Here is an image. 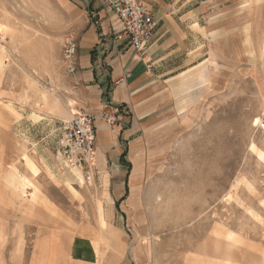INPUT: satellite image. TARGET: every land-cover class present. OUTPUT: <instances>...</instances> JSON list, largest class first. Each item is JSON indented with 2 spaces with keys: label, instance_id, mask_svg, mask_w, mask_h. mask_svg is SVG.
I'll use <instances>...</instances> for the list:
<instances>
[{
  "label": "rangeland",
  "instance_id": "obj_1",
  "mask_svg": "<svg viewBox=\"0 0 264 264\" xmlns=\"http://www.w3.org/2000/svg\"><path fill=\"white\" fill-rule=\"evenodd\" d=\"M199 4L186 58L193 65L170 82L171 108L147 133L137 130L126 187L112 201L111 165L97 163L86 180L57 153L59 113L75 109L62 103L61 47L75 23L90 18L86 4L0 0V264L30 262L17 256L31 249L16 225L23 208L42 217L53 210L57 220L58 211L79 214L97 228V254L113 243L131 264H264V0ZM32 146L35 172L21 155ZM40 160L68 175L75 197L69 187L52 189ZM97 203L115 221H105ZM50 252L45 264L54 260Z\"/></svg>",
  "mask_w": 264,
  "mask_h": 264
},
{
  "label": "crops",
  "instance_id": "obj_2",
  "mask_svg": "<svg viewBox=\"0 0 264 264\" xmlns=\"http://www.w3.org/2000/svg\"><path fill=\"white\" fill-rule=\"evenodd\" d=\"M63 1L71 4L74 0ZM78 1L86 4V16L90 15V18L78 20L70 36L64 39L74 38L77 42V71L67 73L61 60L63 71H66L62 80L65 90L62 103L67 106L70 100L77 110L93 115L97 131L92 177L97 173V163L104 168L108 164L114 168L112 174L106 170L108 176L115 179V188L111 191L114 201L113 198L118 199L122 195L127 184L137 130L147 133L156 122V116L171 108L173 91L170 82L186 67L193 65L194 59L186 58L190 56L189 47L194 41V19L201 12L198 5L206 0H138L151 9L156 22L154 37L140 55L121 35L115 15L105 5L108 0ZM172 2L174 4H170ZM152 4L160 10L155 11ZM76 80L79 85L73 87ZM106 102L117 114V122L113 126H108L100 117ZM70 112L62 109L59 117L66 121L72 115ZM29 148L32 150L29 154L34 158L35 150L33 146ZM0 160L4 169L1 153ZM37 163L41 170L47 172L52 189H68L65 182H70V178L66 173L56 170L54 165ZM39 188L42 193H48L45 186ZM52 204L59 210L55 203ZM108 209L112 217L113 206L108 205ZM24 210L17 214L16 225L21 229L22 240L31 242V249L26 251L27 254L19 253L17 256L28 257L29 264L34 259L50 256V247L54 258L51 264H131L125 253L116 249L113 243L99 258L91 240L97 228L87 225L79 214L71 216L58 211L60 217L57 220L50 215L42 217ZM113 220L111 218L108 222ZM115 230L119 228L116 226Z\"/></svg>",
  "mask_w": 264,
  "mask_h": 264
},
{
  "label": "built area",
  "instance_id": "obj_3",
  "mask_svg": "<svg viewBox=\"0 0 264 264\" xmlns=\"http://www.w3.org/2000/svg\"><path fill=\"white\" fill-rule=\"evenodd\" d=\"M107 6L115 15L121 35L140 55L155 33L156 22L151 9L138 0H108ZM76 52V40L67 38L62 46L61 60L69 74L77 71ZM77 85L79 81L76 80L73 87ZM100 117L108 126L117 122V114L109 102L103 105ZM259 128L264 131V121L259 123ZM96 131L93 115L82 110L75 111L61 125L58 153L66 167L78 168L86 180L94 172Z\"/></svg>",
  "mask_w": 264,
  "mask_h": 264
},
{
  "label": "bare ground",
  "instance_id": "obj_4",
  "mask_svg": "<svg viewBox=\"0 0 264 264\" xmlns=\"http://www.w3.org/2000/svg\"><path fill=\"white\" fill-rule=\"evenodd\" d=\"M13 35V34H12ZM12 39V38H11ZM33 40H35V39H33ZM41 41V40H40ZM38 43H39V41H37ZM33 43H34V41H33ZM42 43H46V42H42ZM31 44V43H30ZM36 45V44H35ZM40 45V44H39ZM49 45V44H48ZM37 46V45H36ZM39 48V47H38ZM16 49V48H15ZM37 52V51H36ZM41 56V55H40ZM209 81H210V74H209ZM75 111H77V109L75 108L74 109V112ZM74 112H72V114L74 113ZM72 116V115H71ZM144 147V146H143ZM257 147V146H256ZM255 147V145H254V143H252V145H251V148L252 149H255L256 148ZM260 150V149H259ZM254 151V150H253ZM263 152H259V155L260 156H262L263 158H264V153L262 154ZM22 157H24L23 159H24V161H25V165H26V167L29 169V170H31L32 172H35L36 170H38V167L35 165V163H34V161H33V159H32V156H30L27 152H25V151H22ZM131 155H132V152H131ZM21 159V158H20ZM22 159V160H23ZM132 159L133 160H135L134 159V156L132 155ZM21 162V161H20ZM17 163V162H16ZM13 164V163H12ZM8 169V168H7ZM5 170H6V168H4V172H5ZM3 169H0V175H2L3 173ZM74 173L76 174V176H77V178L80 180V182H81V184L82 183H84V180H83V177H81L80 176V174L79 173H77V172H75L74 171ZM32 174V173H31ZM35 174V173H34ZM72 185V184H71ZM69 183H68V187H69V190L71 191V193H72V195L75 197V194H76V191H75V188H72V186H71ZM132 194H134V190L132 189L131 190V192H130V195H129V197H128V202H127V205H130V199H131V197H132ZM109 203V202H108ZM0 207H4L3 206V204H2V202H0ZM96 211H97V213L98 214H101V212H102V215H103V218H104V220L105 221H107L108 219V214H110L108 211H107V213L105 212V211H102L101 210V206L99 205V203H97L96 204ZM48 209H51V208H48ZM53 210H50V211H48V214L50 215V216H53V214L55 213V212H52ZM99 218H101V217H99ZM109 219H110V217H109ZM92 238H94V237H92ZM101 238V237H100ZM112 240H113V238H111ZM116 241V240H115ZM147 243V242H146ZM123 248V247H122ZM99 249V248H98ZM148 250H150V247H149V249ZM147 250V251H148ZM152 254V253H151ZM103 255V253H101V254H99L98 253V256H99V258L101 257ZM149 255V254H148ZM111 258V257H110ZM37 264H45V261H46V257H41V258H38L37 260ZM93 261V260H92ZM207 263H209V262H207Z\"/></svg>",
  "mask_w": 264,
  "mask_h": 264
},
{
  "label": "trees",
  "instance_id": "obj_5",
  "mask_svg": "<svg viewBox=\"0 0 264 264\" xmlns=\"http://www.w3.org/2000/svg\"><path fill=\"white\" fill-rule=\"evenodd\" d=\"M125 153H123V156H124ZM124 162V161H123Z\"/></svg>",
  "mask_w": 264,
  "mask_h": 264
}]
</instances>
